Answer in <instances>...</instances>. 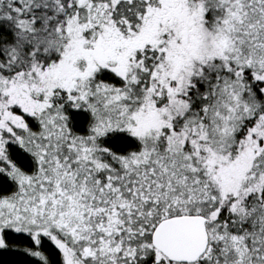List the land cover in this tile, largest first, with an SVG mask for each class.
Masks as SVG:
<instances>
[{
	"label": "snow or ice",
	"instance_id": "1",
	"mask_svg": "<svg viewBox=\"0 0 264 264\" xmlns=\"http://www.w3.org/2000/svg\"><path fill=\"white\" fill-rule=\"evenodd\" d=\"M0 264H264V0H0Z\"/></svg>",
	"mask_w": 264,
	"mask_h": 264
}]
</instances>
